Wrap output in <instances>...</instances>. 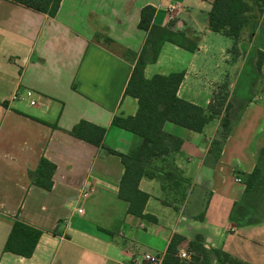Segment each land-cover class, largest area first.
<instances>
[{"label":"crops","instance_id":"0c3cea01","mask_svg":"<svg viewBox=\"0 0 264 264\" xmlns=\"http://www.w3.org/2000/svg\"><path fill=\"white\" fill-rule=\"evenodd\" d=\"M213 2L62 0L52 17L0 0V264H152L147 253L162 264L174 234L185 238L180 250L201 235L209 250L264 264V60L258 68L257 55L264 53V13L243 30L234 60L233 40L210 29ZM146 6L156 10L155 25L188 46L166 42L155 61L149 50L146 77L182 73L178 96L204 108L228 83L234 117L219 152L210 149L224 112L202 132L164 124L182 144L140 181L150 195L144 213L155 220L129 213L119 197L121 157L71 134L87 121L106 129L104 145L117 152L140 141L113 119L138 111L125 91L146 45ZM42 158L55 165L50 189L34 182ZM256 168L258 181L246 192L240 173ZM168 170L188 180L187 188L167 194ZM181 193L184 200L175 201ZM15 220L42 232L31 257L4 251ZM211 263L222 264L214 253Z\"/></svg>","mask_w":264,"mask_h":264},{"label":"trees","instance_id":"16d2710c","mask_svg":"<svg viewBox=\"0 0 264 264\" xmlns=\"http://www.w3.org/2000/svg\"><path fill=\"white\" fill-rule=\"evenodd\" d=\"M29 7L35 11L55 16L62 0H10ZM155 8L146 6L142 10L140 28L148 32L146 45L139 55L133 68L126 95L138 100V111L134 116H116L113 124L116 127L128 130L140 138L128 153H120L104 145L106 129L98 127L87 121H81L71 131V134L88 141L96 146H104L109 153L121 157L125 171L121 179L119 197L129 203V213L141 218L155 220L154 217L144 213L150 195L143 192L139 185L144 177H154L153 164L156 160L165 158L178 151L181 140L164 131L167 121L196 132H202L211 116H224L218 136L213 140L211 152H219L231 131L229 119V88L228 83L222 84L220 90L214 95L207 108L184 100L178 96V89L183 80L182 73L169 75L155 74L151 78L145 75L148 51L152 52V61H155L166 42H173L188 47L186 39L178 38L172 31L159 27L153 23ZM264 13V0H214L212 9L208 14L210 29L221 33L233 40L230 52L233 59L239 57V41L244 29L251 22H259ZM258 68L264 60V53L257 52ZM55 126V125H54ZM263 153V151H262ZM55 165L42 158L38 169L34 173V182L50 189ZM246 184V192H250L256 185L260 170L256 168L251 174L240 173ZM166 183L163 190L169 194L178 188L186 189L188 180L173 170L164 172ZM186 193L173 197L175 201L184 200ZM167 204H173L169 199ZM176 208H178L176 206ZM42 232L19 220H15L11 232L4 246L5 252H12L24 257H31L36 249ZM185 238L174 234L167 249L162 264H212L211 255L214 253L222 264H244L220 250H209L204 245V238L197 235L189 243V251L193 253L192 260L187 262L178 257L180 245Z\"/></svg>","mask_w":264,"mask_h":264},{"label":"built area","instance_id":"2783aa9c","mask_svg":"<svg viewBox=\"0 0 264 264\" xmlns=\"http://www.w3.org/2000/svg\"><path fill=\"white\" fill-rule=\"evenodd\" d=\"M24 96L28 99H32L34 96V92L32 90H27ZM34 103L35 102L31 100V104L33 105ZM238 181H240V179H238ZM79 213H84V210L83 209L79 210ZM192 255L193 253L188 250H180L178 253V257L181 260H186L187 262L192 260ZM144 259L147 262L152 263V264H161L160 258L153 256L151 254H148V253L144 255Z\"/></svg>","mask_w":264,"mask_h":264},{"label":"rangeland","instance_id":"374dc122","mask_svg":"<svg viewBox=\"0 0 264 264\" xmlns=\"http://www.w3.org/2000/svg\"><path fill=\"white\" fill-rule=\"evenodd\" d=\"M229 119L232 121L234 119L233 115H230ZM263 152H264V148H263Z\"/></svg>","mask_w":264,"mask_h":264}]
</instances>
